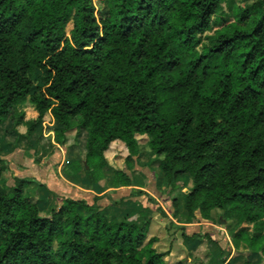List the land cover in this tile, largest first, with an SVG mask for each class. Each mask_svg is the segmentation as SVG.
Wrapping results in <instances>:
<instances>
[{"label": "trees", "instance_id": "trees-1", "mask_svg": "<svg viewBox=\"0 0 264 264\" xmlns=\"http://www.w3.org/2000/svg\"><path fill=\"white\" fill-rule=\"evenodd\" d=\"M226 3L232 22L215 19ZM47 112L58 146L69 134L82 143L86 185L105 180L115 142L130 170L145 137L185 223L230 222L233 243L264 258V0H104L99 11L94 0H0V153L20 125L32 143ZM8 170L0 156V264H165L151 219H110L98 197L43 211L40 192L58 195L40 183L31 193L29 178L5 190ZM106 186L133 181L116 170ZM186 238L199 243L195 261L215 242Z\"/></svg>", "mask_w": 264, "mask_h": 264}, {"label": "rangeland", "instance_id": "rangeland-1", "mask_svg": "<svg viewBox=\"0 0 264 264\" xmlns=\"http://www.w3.org/2000/svg\"><path fill=\"white\" fill-rule=\"evenodd\" d=\"M255 0H233L235 6L243 7L253 3ZM104 0H94V5L99 11ZM223 18L226 22H232V11L228 4H223L215 19ZM72 29L68 25L67 33ZM210 35V34H209ZM18 112V111H17ZM26 123L37 120L38 113L32 104L25 103L20 108ZM55 122L47 112L37 129V132L29 142L27 127L18 126L15 130L19 135L17 141L14 138H5L1 145L0 156L7 163L9 170L4 174L3 189L8 190L14 185L15 178H29L35 183L30 187L33 193L37 183L45 185L46 188L58 196L42 190L39 195L41 200L40 209L48 211L52 206L59 207L63 198L85 200L93 204L95 197H98V205L110 219H123L126 221H144L151 219V229L148 239L155 238V250L160 254H166L172 258H164L166 264H175L176 259L183 256L186 264H218L222 258L227 259L233 255L235 261L229 264H264V258L258 255H249L244 244H240L239 250L235 249L231 235L228 231L230 222L219 218V223H211L196 213V220L192 223H185L187 213L184 210L183 199L177 193L168 194L165 185L160 181L158 165L154 162L150 150L147 148V139L139 138L141 155L133 158L130 170L125 165L128 157L126 147L115 142L106 153L108 169L105 172V180L95 186H88L84 182V156L85 151L81 142H76L74 134L67 136L63 146H58L54 141ZM3 129H10L5 124ZM71 163L72 168L71 170ZM116 170H125L132 178L133 186L130 188L109 189L106 184L113 177ZM71 179L73 182H71ZM178 197V215L175 214V207L172 199ZM220 213L217 214V218ZM152 227L154 230L152 231ZM252 232V227H248ZM211 234L213 243L203 241L200 252L197 254V261L190 257L188 261L187 251L191 247L192 235ZM191 242L190 244H188ZM193 245V244H192ZM223 251V253H222ZM211 252L212 258L207 253ZM249 260V262H248ZM199 262V263H198Z\"/></svg>", "mask_w": 264, "mask_h": 264}, {"label": "crops", "instance_id": "crops-1", "mask_svg": "<svg viewBox=\"0 0 264 264\" xmlns=\"http://www.w3.org/2000/svg\"><path fill=\"white\" fill-rule=\"evenodd\" d=\"M54 121V120H53ZM55 124V123H54ZM71 182H73V180L71 179ZM151 229V228H150ZM154 230V227H152V231ZM191 242H189L188 244H190ZM193 244V245H192ZM198 242L196 243V245H195V243H191V247H190V249L187 251V254H188V261H190V252L192 251V252H194L195 251V249L197 248V246H198ZM234 247H235V249H237V250H239L240 249V247H241V245H239L238 247L234 244ZM247 249V248H246ZM248 250V249H247ZM194 253H196V252H194ZM249 255H251V253L249 254ZM172 256H173V254H171L170 256H165V258H167V260L168 259H170V258H172ZM183 258H185V257H183V256H180V257H178L177 259H176V263H178V262H180V261H183ZM213 259V258H212ZM235 261V259H233V255H231L228 259H227V261H226V263L225 264H229V263H231V261ZM248 262H249V260H248ZM175 263V264H176ZM166 264V263H165Z\"/></svg>", "mask_w": 264, "mask_h": 264}]
</instances>
